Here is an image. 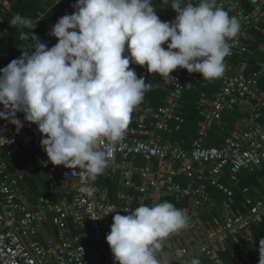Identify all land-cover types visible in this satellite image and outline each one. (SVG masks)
Segmentation results:
<instances>
[{
    "label": "clouds",
    "instance_id": "9594fccd",
    "mask_svg": "<svg viewBox=\"0 0 264 264\" xmlns=\"http://www.w3.org/2000/svg\"><path fill=\"white\" fill-rule=\"evenodd\" d=\"M72 7L47 33L57 40L51 47L31 31L38 20L18 13L9 19L10 27L30 30L21 40L34 43L0 67V118L19 131L22 112L41 134L46 163L82 169L77 191L91 198L110 165L108 151L123 141L153 87L130 64L163 77L182 68L218 79L241 24L217 0H170L171 21L159 18L153 0H75ZM122 210L127 214L108 211L116 213L105 235L114 264H161L163 241L189 227L186 211L168 201Z\"/></svg>",
    "mask_w": 264,
    "mask_h": 264
},
{
    "label": "built area",
    "instance_id": "2783aa9c",
    "mask_svg": "<svg viewBox=\"0 0 264 264\" xmlns=\"http://www.w3.org/2000/svg\"><path fill=\"white\" fill-rule=\"evenodd\" d=\"M55 3L57 0H53ZM228 0H217L219 6L224 7ZM252 6L251 12H245L237 3L232 4V15L241 24V31L231 41V53L224 63L225 72L220 77L217 91L213 94L209 107L203 106V119L196 130L190 148L183 149L180 144L170 140L159 139L158 131L166 129V123L171 120L181 123L183 118L179 107V100L184 91V77L191 79L193 84L200 81L198 73H189L179 68L171 77H166L164 84L168 89V99L165 104L156 108L139 105L131 114V121L126 131L125 138L114 150L108 151L110 165L105 174L112 175L117 171L113 162L117 158L122 160V169L119 171L124 179V184H129L131 170L126 167L127 162L134 156H141L145 160L156 159L158 162L184 161V165L176 172H168L161 181L166 194L175 199L190 198L195 208L208 202L209 198L202 187L193 189L182 187L174 181L176 174L187 176L194 175V164L204 166L208 172V181L227 198L232 191L217 180V177L225 168H229L228 178L235 181L243 171H253L254 168L264 165V92L258 88L259 72H253L249 77H244L236 72L229 57L241 47V38L246 35L249 28L257 27V22L264 20V0H248ZM67 6V14L74 9L75 0H59ZM170 7V0H168ZM171 9V8H170ZM172 11V18H161L162 21H171L176 13ZM65 13V14H66ZM52 25L47 26L44 33L37 36L41 42L49 47L57 40L48 35ZM6 66L2 64L0 67ZM135 69L137 76L147 77V69L139 65L130 64ZM263 70V69H262ZM242 100L253 101L256 106L249 119V126L242 133V141H236L227 137L218 146H206L203 144L211 125H222L220 112L232 108ZM3 107L0 106V111ZM16 118L23 121V127L16 130V126L8 120L0 118V264H104L112 255L105 240V235L110 231V225L106 220L112 218L115 212H109L116 208L125 215L122 209H134L127 197L119 193V202L112 203L104 191L96 190L94 197L87 198L77 191L80 179V168H65L61 166L60 179L68 183L73 193L69 202L58 201L47 205V200L40 197L36 206L31 208L18 195V181L20 173H11L7 157L22 150L34 152L37 162L43 161L40 140L41 134L35 124L24 121L23 113L17 112ZM263 118V124L259 119ZM147 169L141 171L143 183L139 191L148 187L146 180ZM202 178V176H197ZM245 196L246 211L228 215L214 228H202L200 237H196L193 245L183 244L174 251L172 257L160 256L161 264H178V262L191 250H197L204 254L210 264H226L214 250V242L233 232L240 233L246 241L250 252V259L236 260L234 264H258L259 256L264 258V242L253 238L249 228L257 224L264 216V182L258 180L257 196L251 197L249 188H242ZM228 207V204H225ZM47 213L50 214L51 223L56 229L53 244L48 247L37 239L38 226L43 222ZM72 219L79 232L71 233L68 229V220ZM114 264V263H113Z\"/></svg>",
    "mask_w": 264,
    "mask_h": 264
},
{
    "label": "crops",
    "instance_id": "0c3cea01",
    "mask_svg": "<svg viewBox=\"0 0 264 264\" xmlns=\"http://www.w3.org/2000/svg\"><path fill=\"white\" fill-rule=\"evenodd\" d=\"M237 3L245 12H251L252 6L248 0H228L224 9L232 15V4ZM155 11L159 18L171 19L172 11L168 0H153ZM5 7L4 0H0V66L7 65L12 59L20 56V49L34 41H23L20 39L21 32L28 33L29 29L19 27H10L9 19L15 14L30 17L33 21L38 20L36 27L32 29L36 36L44 33L49 25H53L57 19L67 12V6L63 2L55 3L53 0H7ZM257 27L249 28L241 38V47L229 57L236 72L244 77H249L253 72H259L258 88L264 92V20L257 22ZM179 69V68H177ZM175 69L171 75L177 70ZM263 69V70H262ZM200 81L193 84L190 78L182 79L185 88L179 100V107L183 121L176 123L169 120L166 123V129L156 133L159 139L170 140L188 150L190 143L200 126L203 113V106L209 107L213 94L217 91L220 78L211 81H205L198 73ZM166 77L157 73H148L146 83L152 84V89L145 93L144 101L140 104L144 107L156 108L166 103L168 99V87L164 84ZM253 101L242 100L230 109L220 112L222 125L213 124L210 126L203 144L206 146H218L224 139L230 137L236 141H242V133L249 126L251 114L256 111ZM264 114V112H263ZM259 124H263V118L259 119ZM6 161L11 173H20L21 179L18 181V195L31 208L36 206L38 198L43 197L47 200V205L58 202H69L73 193L70 185L60 179L61 166H54L47 162V156L43 154V161L37 162L34 152L22 150L7 157ZM184 161H165L158 162L156 159L145 160L141 156H134L127 162L126 167L131 170L129 184H124V179L119 172L122 169V160L117 158L113 164L117 171L108 175L103 173L98 176L94 186L98 191H104L112 203L119 202V193L127 197V201L137 207L141 203L151 205L168 201L177 208H182L189 216V227L178 234H173L162 243V248L158 250L157 255L172 257L174 251L178 249L183 242L186 245H193L196 237H200L202 228H214L225 217L230 214L243 213L246 211L245 196L242 194V188H249L250 196H257L258 180L264 182V165L258 166L253 171L243 170L235 181L228 178L229 168H225L217 177V180L232 191V196H227L208 181V172L204 166L194 164L195 172L192 176L176 174L174 181L182 187L197 189L203 188L208 196V202L195 208L190 198L175 199L164 191L161 181L168 172L178 171ZM147 169L146 180L148 187L146 190L139 191L143 183L141 171ZM202 176L198 178L197 176ZM225 204H228L226 207ZM111 225L112 218L106 220ZM68 229L71 233H78L79 230L72 219L68 220ZM250 235L264 242V216L257 224L249 228ZM56 229L51 223L50 214L47 213L45 219L38 226L37 239L45 246L50 247L55 239ZM214 250L223 263L234 264L236 260L246 258L250 259V252L246 241L240 233L233 232L214 242ZM194 257L200 259L201 264H210L209 259L197 250H191L190 254L180 260L178 264H189ZM104 264H113L112 255Z\"/></svg>",
    "mask_w": 264,
    "mask_h": 264
}]
</instances>
